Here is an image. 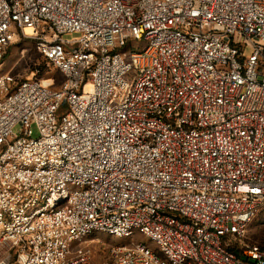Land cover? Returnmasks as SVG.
Returning <instances> with one entry per match:
<instances>
[{"label":"built area","instance_id":"2783aa9c","mask_svg":"<svg viewBox=\"0 0 264 264\" xmlns=\"http://www.w3.org/2000/svg\"><path fill=\"white\" fill-rule=\"evenodd\" d=\"M18 38L62 81L0 74V264H264V0H0Z\"/></svg>","mask_w":264,"mask_h":264},{"label":"rangeland","instance_id":"374dc122","mask_svg":"<svg viewBox=\"0 0 264 264\" xmlns=\"http://www.w3.org/2000/svg\"><path fill=\"white\" fill-rule=\"evenodd\" d=\"M76 34L68 35L75 38ZM249 51H246L248 54ZM9 73L16 82L26 79H53L54 88H57L62 81L60 74L47 66L43 58L38 54L33 45L24 38H18L4 52L0 66V74ZM261 212L249 223L244 239L241 241L245 246H259L264 248V205ZM151 248L154 246L140 237ZM128 241L104 235H96L87 238L82 247L89 249L92 254L94 264L106 262L108 260V250L115 245L126 244Z\"/></svg>","mask_w":264,"mask_h":264},{"label":"trees","instance_id":"16d2710c","mask_svg":"<svg viewBox=\"0 0 264 264\" xmlns=\"http://www.w3.org/2000/svg\"><path fill=\"white\" fill-rule=\"evenodd\" d=\"M43 60H44V59H43ZM44 61H45V60H44ZM45 63H46V62H45ZM55 72H56V71H55ZM56 73H58V72H56ZM58 74H59V73H58ZM61 78H62V77H61ZM59 84H60V83H59ZM262 208H263V207L260 208V210L258 211V213L256 214V216L259 214V212H261V209H262ZM256 216H255V217H256ZM255 217H254V218H255ZM234 246H236V244H235ZM254 247H258L259 249L264 250L263 247H259V246H254ZM233 249H235V248L233 247Z\"/></svg>","mask_w":264,"mask_h":264}]
</instances>
